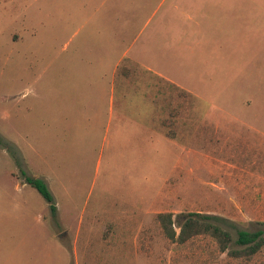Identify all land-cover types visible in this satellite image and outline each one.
<instances>
[{
	"label": "rangeland",
	"instance_id": "374dc122",
	"mask_svg": "<svg viewBox=\"0 0 264 264\" xmlns=\"http://www.w3.org/2000/svg\"><path fill=\"white\" fill-rule=\"evenodd\" d=\"M117 1L0 0V264H264V0Z\"/></svg>",
	"mask_w": 264,
	"mask_h": 264
},
{
	"label": "trees",
	"instance_id": "16d2710c",
	"mask_svg": "<svg viewBox=\"0 0 264 264\" xmlns=\"http://www.w3.org/2000/svg\"><path fill=\"white\" fill-rule=\"evenodd\" d=\"M26 180L30 186L35 188L42 195L47 203L51 204L50 209L54 214L57 207L54 204V197L47 183L42 179H35L32 177H27ZM173 217L174 215L172 213H161L158 215V221L162 229L166 236L173 242L184 244L197 236L208 235L213 237L217 241L219 247L224 251L229 249L232 243H235L242 249L235 250L231 252V254H244L247 257L254 256L264 248V231L262 230L255 232L238 230L237 238L234 240L231 232L220 222L219 217L208 214L192 213L182 218L178 224L179 231L177 232L175 229L177 223Z\"/></svg>",
	"mask_w": 264,
	"mask_h": 264
},
{
	"label": "crops",
	"instance_id": "0c3cea01",
	"mask_svg": "<svg viewBox=\"0 0 264 264\" xmlns=\"http://www.w3.org/2000/svg\"><path fill=\"white\" fill-rule=\"evenodd\" d=\"M120 1L121 0H118L117 2H119L120 3ZM135 1V0H134ZM226 2H228L229 3V11L231 10V7H234V5H235V1L236 0H225ZM150 2V0L148 1V0H140L139 1V5L140 6H135V7H131L130 5H127V7H126V9H132L134 12L136 11V10H140V8L141 7H143V3L146 5L147 3H149ZM216 2V4H217V2H218V0H214V3ZM121 5H122V3L119 5V6H117L116 8H117V12H120L123 8L121 7ZM177 10H179V3L177 2L175 5H173L171 8H170V12H173V11H177ZM131 60V61H135V62H138L139 64H141L142 65V67L145 69V70H147L148 72H150V73H153L154 75H156V76H159V77H161V78H164L166 81H170L171 83H173L174 84V82L172 81V80H170L169 78H166V77H164L163 75H158V74H156L155 72H153V71H151V69H147L146 67H144L143 66V64H142V61H144V60H146V58H145V56H144V52H140V51H137L136 52V54H135V58H128L127 57V53L126 52H124L123 53V55H122V57L117 61V64H116V66L114 67L116 70L118 69V67H120V65L125 61V60ZM177 85V84H176ZM177 87H179L178 85H177ZM182 88V87H181ZM250 105V104H249Z\"/></svg>",
	"mask_w": 264,
	"mask_h": 264
}]
</instances>
